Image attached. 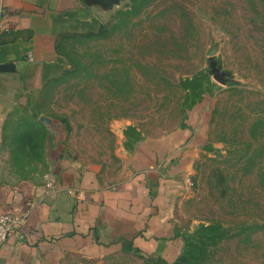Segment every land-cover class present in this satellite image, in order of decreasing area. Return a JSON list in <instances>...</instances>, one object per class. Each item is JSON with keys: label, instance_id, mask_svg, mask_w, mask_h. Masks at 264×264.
I'll return each mask as SVG.
<instances>
[{"label": "rangeland", "instance_id": "obj_1", "mask_svg": "<svg viewBox=\"0 0 264 264\" xmlns=\"http://www.w3.org/2000/svg\"><path fill=\"white\" fill-rule=\"evenodd\" d=\"M60 50L64 74L34 106L12 111L8 130L22 126V137L37 139L36 147L9 149L12 168L46 170L38 133L50 124L63 129L66 156L108 175L140 140L186 130L168 157L187 159L176 217L190 264H264V3L114 0L99 34L66 37ZM194 77L188 92L182 80ZM200 224L220 229L192 237ZM61 264L177 263L129 248Z\"/></svg>", "mask_w": 264, "mask_h": 264}, {"label": "crops", "instance_id": "obj_2", "mask_svg": "<svg viewBox=\"0 0 264 264\" xmlns=\"http://www.w3.org/2000/svg\"><path fill=\"white\" fill-rule=\"evenodd\" d=\"M111 6L105 0H0L1 22L9 29L0 35V65L13 64L0 70V212L24 216L0 246V264H61L72 255L99 259L129 248L171 263L181 253L176 209L187 189L180 171L187 159L168 152L188 137L186 130L140 140L132 153L124 151L118 173L108 175L100 164L81 167L66 156L64 131L50 124L45 141L39 140L46 170L22 173L11 165L9 149L37 145L36 138L22 137L27 128L8 130L14 107L35 105L69 67L62 40L97 31ZM24 113L34 117L30 109Z\"/></svg>", "mask_w": 264, "mask_h": 264}, {"label": "trees", "instance_id": "obj_3", "mask_svg": "<svg viewBox=\"0 0 264 264\" xmlns=\"http://www.w3.org/2000/svg\"><path fill=\"white\" fill-rule=\"evenodd\" d=\"M263 3H264V0H261ZM102 28V25L100 26V28L95 31V32H87L85 33L84 35H97L100 33V30ZM65 72V71H64ZM64 74V73H63ZM62 74V75H63ZM197 77V76H196ZM183 82V85H184V89H187L188 92L191 90V91H194L195 88L194 86H192V84L194 82H196V79L195 77L194 78H186L184 80H182ZM132 128L131 125H128L125 130H124V135L126 137H130V132L129 130ZM29 134V133H28ZM37 136V133L34 134ZM47 132L45 130V128H42L41 130L39 129V133H38V140L40 141H45V139L47 138ZM220 229V225H217V224H200L198 228H196V230L192 233V237H196V236H201L203 233H206V232H215V231H219ZM223 233L224 232H221V233H217L215 234L216 236L215 239H219L220 237H223ZM190 252L189 250L185 247V249H183L181 251V253L179 254L178 258L174 261L176 262L177 264H190Z\"/></svg>", "mask_w": 264, "mask_h": 264}, {"label": "built area", "instance_id": "obj_4", "mask_svg": "<svg viewBox=\"0 0 264 264\" xmlns=\"http://www.w3.org/2000/svg\"><path fill=\"white\" fill-rule=\"evenodd\" d=\"M9 29L5 27L1 22V8H0V35L2 33L8 32ZM46 186L52 187V181L47 179ZM68 192L75 194L76 196L80 195V192L75 188H68ZM24 220V216L0 212V246L7 240V238L14 233L19 227L20 223Z\"/></svg>", "mask_w": 264, "mask_h": 264}, {"label": "water", "instance_id": "obj_5", "mask_svg": "<svg viewBox=\"0 0 264 264\" xmlns=\"http://www.w3.org/2000/svg\"><path fill=\"white\" fill-rule=\"evenodd\" d=\"M108 4H113L114 0H105ZM13 69V64L12 63H4L0 65V70L2 71H7V70H12Z\"/></svg>", "mask_w": 264, "mask_h": 264}]
</instances>
